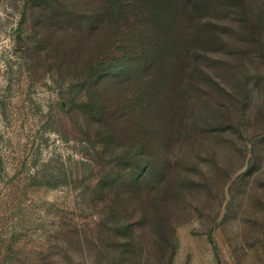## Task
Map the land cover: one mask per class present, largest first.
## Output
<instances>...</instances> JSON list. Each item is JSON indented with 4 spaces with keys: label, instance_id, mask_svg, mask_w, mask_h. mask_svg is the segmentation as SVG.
<instances>
[{
    "label": "rangeland",
    "instance_id": "rangeland-1",
    "mask_svg": "<svg viewBox=\"0 0 264 264\" xmlns=\"http://www.w3.org/2000/svg\"><path fill=\"white\" fill-rule=\"evenodd\" d=\"M167 3L152 71L101 0H0V264H264V0Z\"/></svg>",
    "mask_w": 264,
    "mask_h": 264
},
{
    "label": "trees",
    "instance_id": "trees-1",
    "mask_svg": "<svg viewBox=\"0 0 264 264\" xmlns=\"http://www.w3.org/2000/svg\"><path fill=\"white\" fill-rule=\"evenodd\" d=\"M163 1L166 4L165 8L162 5ZM168 1L171 2V0H128L127 2L101 0L103 8H108L104 11H108L106 17L110 19L107 21H115L117 30H121L125 24L130 25L129 23L134 27L129 39L123 40V43L127 41L126 53L135 51L130 58L133 65L153 71L161 69L169 61L171 15L167 6ZM187 2L194 8H201L204 4V0H187ZM132 185L134 187L129 185L130 198H133L140 189L136 182Z\"/></svg>",
    "mask_w": 264,
    "mask_h": 264
}]
</instances>
